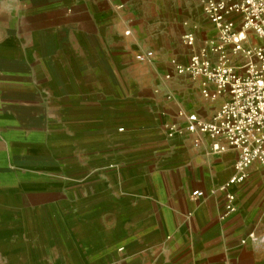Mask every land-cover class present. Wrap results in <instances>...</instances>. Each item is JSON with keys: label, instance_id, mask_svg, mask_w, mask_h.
I'll use <instances>...</instances> for the list:
<instances>
[{"label": "crops", "instance_id": "1", "mask_svg": "<svg viewBox=\"0 0 264 264\" xmlns=\"http://www.w3.org/2000/svg\"><path fill=\"white\" fill-rule=\"evenodd\" d=\"M187 31L202 0H0V264H264L260 164L221 189L237 151L178 115L223 99L173 70Z\"/></svg>", "mask_w": 264, "mask_h": 264}, {"label": "built area", "instance_id": "2", "mask_svg": "<svg viewBox=\"0 0 264 264\" xmlns=\"http://www.w3.org/2000/svg\"><path fill=\"white\" fill-rule=\"evenodd\" d=\"M202 3L215 35L197 43L193 31L183 33L187 60L180 63L170 58V64L179 76L202 77V95L211 102L223 97L210 118L184 109L178 115L183 117L185 129L194 134L195 145L206 136L212 152L237 151L236 174L221 186L225 189L244 181L246 170L254 161L264 172V0H202ZM239 55L243 60L236 61ZM134 58L150 61L153 53L137 52ZM171 76L165 75L168 79ZM202 195L203 191H193L194 197ZM233 198L227 194L226 213L234 210Z\"/></svg>", "mask_w": 264, "mask_h": 264}]
</instances>
